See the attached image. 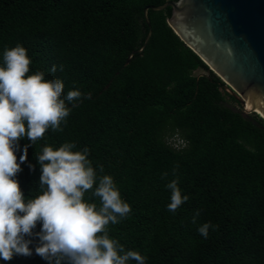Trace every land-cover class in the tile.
<instances>
[{"label":"trees","instance_id":"trees-1","mask_svg":"<svg viewBox=\"0 0 264 264\" xmlns=\"http://www.w3.org/2000/svg\"><path fill=\"white\" fill-rule=\"evenodd\" d=\"M166 1L175 0H0V63L5 47L19 43L32 60L30 73L61 79L65 95L74 86L82 93L68 105L63 131L48 129L34 145L19 140L17 162L25 152L27 158L16 179L25 198L35 197L34 156L45 145L74 141V150H90L92 166L113 177L132 209L108 226L110 237L140 252L145 264H264V119L244 112L175 34L170 7L148 9L146 23L143 9ZM149 28L144 48L126 61ZM175 165L189 199L173 213L165 185ZM205 222L217 226L207 239L197 231ZM34 244L33 255L0 264H47Z\"/></svg>","mask_w":264,"mask_h":264},{"label":"clouds","instance_id":"clouds-1","mask_svg":"<svg viewBox=\"0 0 264 264\" xmlns=\"http://www.w3.org/2000/svg\"><path fill=\"white\" fill-rule=\"evenodd\" d=\"M31 63L19 43L5 47L0 63V259L33 255L29 245L35 241V254L47 264H145L140 252L126 249L109 235L108 226L120 223L132 209L121 198L113 177L98 174L92 166L87 147L74 150V141L56 148L43 146L34 156L40 166V193L24 197L16 176L27 157L25 152L17 162L19 140L27 138L34 145L48 129L63 131L72 110L68 105L75 107L74 102L82 98L75 86L65 95L59 78H46L42 70L30 73ZM59 70L63 71L62 64ZM50 71L55 73L57 66ZM179 143L174 142V147ZM28 168L33 171L35 166L29 163ZM98 168L104 172L102 165ZM177 168L172 169L175 178L165 185L170 191L167 210L173 213L189 199L178 187ZM168 175L164 172L161 178ZM93 198L98 203L90 202ZM199 215L195 210L193 224ZM37 224L38 232L34 231ZM216 228L205 222L197 231L207 239L209 229Z\"/></svg>","mask_w":264,"mask_h":264},{"label":"water","instance_id":"water-1","mask_svg":"<svg viewBox=\"0 0 264 264\" xmlns=\"http://www.w3.org/2000/svg\"><path fill=\"white\" fill-rule=\"evenodd\" d=\"M171 8L168 25L224 82L244 112L264 119V0H175L143 9ZM151 34L149 28L140 52ZM249 104V107L246 105Z\"/></svg>","mask_w":264,"mask_h":264},{"label":"rangeland","instance_id":"rangeland-1","mask_svg":"<svg viewBox=\"0 0 264 264\" xmlns=\"http://www.w3.org/2000/svg\"><path fill=\"white\" fill-rule=\"evenodd\" d=\"M232 104H234L235 105V103H232ZM172 142V141H171ZM174 142L176 143L177 142V139H174Z\"/></svg>","mask_w":264,"mask_h":264},{"label":"bare ground","instance_id":"bare-ground-1","mask_svg":"<svg viewBox=\"0 0 264 264\" xmlns=\"http://www.w3.org/2000/svg\"><path fill=\"white\" fill-rule=\"evenodd\" d=\"M246 107H249V104H247Z\"/></svg>","mask_w":264,"mask_h":264}]
</instances>
